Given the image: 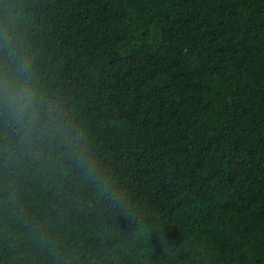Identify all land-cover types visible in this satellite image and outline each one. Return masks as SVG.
Returning a JSON list of instances; mask_svg holds the SVG:
<instances>
[{
    "label": "trees",
    "instance_id": "1",
    "mask_svg": "<svg viewBox=\"0 0 264 264\" xmlns=\"http://www.w3.org/2000/svg\"><path fill=\"white\" fill-rule=\"evenodd\" d=\"M5 29L45 102L0 109V264H264V0H0Z\"/></svg>",
    "mask_w": 264,
    "mask_h": 264
},
{
    "label": "clouds",
    "instance_id": "2",
    "mask_svg": "<svg viewBox=\"0 0 264 264\" xmlns=\"http://www.w3.org/2000/svg\"><path fill=\"white\" fill-rule=\"evenodd\" d=\"M44 102L32 71V60L21 54L5 29L0 35V109L12 122L27 127L35 122Z\"/></svg>",
    "mask_w": 264,
    "mask_h": 264
}]
</instances>
